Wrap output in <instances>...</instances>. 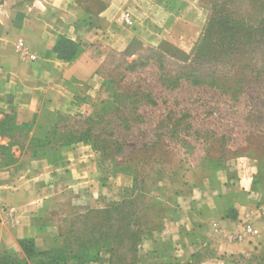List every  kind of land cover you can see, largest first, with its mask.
<instances>
[{
    "label": "crops",
    "instance_id": "obj_1",
    "mask_svg": "<svg viewBox=\"0 0 264 264\" xmlns=\"http://www.w3.org/2000/svg\"><path fill=\"white\" fill-rule=\"evenodd\" d=\"M123 12L131 26L120 21ZM193 15L184 0H0V117L21 125L40 115L92 116L108 54L124 55L134 42L184 49L199 29ZM61 42L78 46L79 55L59 58ZM200 172L174 181L172 212L158 219L157 231L150 222L139 234L133 264H264V150L229 170ZM133 193L129 172H105L73 147L40 148L0 170V255L21 260L24 240L37 253L60 249L61 228L77 208L107 210ZM52 201L67 215H49ZM82 264L124 261L109 247L92 248Z\"/></svg>",
    "mask_w": 264,
    "mask_h": 264
},
{
    "label": "rangeland",
    "instance_id": "obj_2",
    "mask_svg": "<svg viewBox=\"0 0 264 264\" xmlns=\"http://www.w3.org/2000/svg\"><path fill=\"white\" fill-rule=\"evenodd\" d=\"M184 1L196 13L188 19L196 21L199 28L188 37L187 46L180 49L173 44H165L151 48L134 42L124 55L108 54L97 73L102 84L97 93V112L92 116L72 113L62 114V119H57L40 115L34 122L21 125L7 116L0 117L1 170L15 166L24 156H31L44 142L62 144L67 135L79 133L85 128L83 123H76L82 120L80 118H76L75 123L65 121L67 115L101 121L109 103L118 104L119 100L111 98V94L120 99L130 90L129 83L151 80L144 72L134 74L126 70L128 64L146 49L166 55L178 68L189 67L231 80L243 76L245 85L252 82L251 88L238 97L235 105L226 95L224 103L217 105L211 102L207 106L210 109L206 111L205 107L198 105L185 106L190 109L193 123H175V120L174 123H159L169 109L175 113L183 107L177 104L167 106L159 103L154 109L141 111L149 120L128 123L129 130L118 129L116 132L115 138L124 144L120 154L111 156L109 151L108 157H104L88 143H73L71 147L85 157L97 160L105 172H114L115 165L123 160L126 168L132 171L135 189L130 199L106 213L90 211L85 215L86 208H77L61 228L64 245H84L99 234L112 231L133 237L150 222H153L152 231L155 232L158 219L172 212V185L175 180L180 182L186 172L195 168H200L201 176H210L216 169L229 170L238 158L253 157L264 150V125L259 121L254 122L247 115L251 105L259 112L261 122L264 121V0ZM251 68L259 75H252ZM110 80L114 81L113 84ZM193 92L183 89L179 98L196 100ZM165 94L162 93V101L173 97L167 93L165 98ZM56 212L62 217L67 215L66 209L58 210V202L52 201L48 213L53 217ZM122 242L120 252L125 254L127 240ZM24 248L27 253L31 246L27 243ZM10 258L20 260L19 256ZM21 260L34 264L38 259H25L22 255ZM8 261L11 262L10 259Z\"/></svg>",
    "mask_w": 264,
    "mask_h": 264
},
{
    "label": "trees",
    "instance_id": "obj_3",
    "mask_svg": "<svg viewBox=\"0 0 264 264\" xmlns=\"http://www.w3.org/2000/svg\"><path fill=\"white\" fill-rule=\"evenodd\" d=\"M55 53L59 58L70 62L79 55L80 49L72 43L61 42L60 45L56 46ZM251 69L252 75H259L258 71L255 72L254 68ZM126 70L129 73L134 74L139 71L144 72L151 77V80L147 81L144 79L143 83H129L128 86L130 90H128V92L120 99L111 94V98L119 100L118 104L110 102L108 108L105 109V115L101 121H94L91 118H82L79 115H76L75 117L67 115L65 121L68 123H75L76 118H80L82 120L76 123H83L82 125L85 126V128L79 133H71L70 135H67V139L65 138V142H62V144L52 145L50 142H44L45 144L40 146V148L46 146L71 147L75 142H82L90 144L94 151L102 153L104 157L107 156V152L109 151L112 153L111 156L120 154L124 144L115 138L116 132L118 129L123 131L129 130L128 123H141L143 120H149L148 118H145L146 114L144 115L141 111L154 109L159 106V103L161 105L166 104L167 106L177 104L178 106L181 105L183 107H180L175 113L169 109L168 113L159 123H172L173 120H175V123H193V121L190 120V109L185 106L198 105L199 107H205L204 110L206 111L210 109L207 106L211 102L217 105L224 103L226 95L229 96L228 98H230L233 101V105H235L238 101V97L244 94V91L250 89L252 86V82H248L246 85L244 84L245 79L243 76L239 79L236 78L231 80L219 77L214 73H201L189 67L178 68V66L168 59L166 55L153 49H146L136 60L128 64ZM113 82V80H110L111 84H113ZM183 89L194 91L195 93L193 92L192 95L197 97V99H190V101L188 99H180L179 97L182 94L181 92ZM158 92H160L159 95ZM163 92L166 94L168 93L173 97H169L168 100L162 101L163 99L161 97ZM210 99H214V101H210ZM179 100L180 102L178 103L177 101ZM236 109L239 110L238 108ZM257 113L259 112L249 105L247 115H249L254 122L259 121L264 125V121L261 122L262 119H259ZM48 116L62 119V114ZM118 123H120V125H118ZM114 172H129L133 177L132 171H130L129 168H126V163L123 162V160L115 165ZM133 186L135 189L134 177ZM120 204L103 211L106 213L108 210L117 208ZM142 232L143 230L140 231L138 235L132 237V235L130 236L129 234L112 231V233L109 234H99L96 239L91 238L92 241L84 245L79 243L77 247H72L67 244L63 245L60 249L44 253H37L32 241L29 240L20 241L19 246L25 259H29L30 257H36L38 259L34 264H60L69 259L77 260L79 264H82L89 259L90 249H101L106 247H109L111 250L113 258L122 259L124 264H133L132 254L136 251V246L139 242V234ZM124 239L127 240L126 244H128L126 245L127 249L125 254L120 252L123 244L122 241H124ZM129 240L131 241V244L128 243ZM27 243L30 244L31 248L30 251L26 253L24 245ZM128 255H130V259L128 258ZM10 257L13 256L0 255V264L28 263L23 260L13 261ZM8 259H10L11 262L8 261Z\"/></svg>",
    "mask_w": 264,
    "mask_h": 264
},
{
    "label": "built area",
    "instance_id": "obj_4",
    "mask_svg": "<svg viewBox=\"0 0 264 264\" xmlns=\"http://www.w3.org/2000/svg\"><path fill=\"white\" fill-rule=\"evenodd\" d=\"M119 19L122 23H124L126 26H131L132 25V20H131V17L129 15V13L127 12H123L120 16H119ZM23 44L20 42L18 44V47H22ZM32 58V57H31Z\"/></svg>",
    "mask_w": 264,
    "mask_h": 264
}]
</instances>
